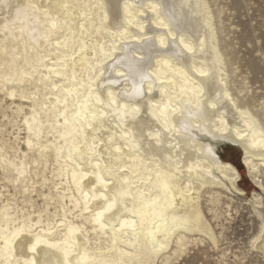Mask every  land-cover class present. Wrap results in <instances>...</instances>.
<instances>
[{
  "label": "bare ground",
  "instance_id": "1",
  "mask_svg": "<svg viewBox=\"0 0 264 264\" xmlns=\"http://www.w3.org/2000/svg\"><path fill=\"white\" fill-rule=\"evenodd\" d=\"M0 17V264H174L217 246L224 196L264 256V117L232 87L212 0H0ZM21 123L24 149L4 137Z\"/></svg>",
  "mask_w": 264,
  "mask_h": 264
},
{
  "label": "rangeland",
  "instance_id": "2",
  "mask_svg": "<svg viewBox=\"0 0 264 264\" xmlns=\"http://www.w3.org/2000/svg\"><path fill=\"white\" fill-rule=\"evenodd\" d=\"M212 4L219 13L222 44L227 59L232 64V87L244 90L239 95L241 101L248 103L255 112H259L261 117H264V0H212ZM5 100L2 106L14 107L11 100ZM16 103H19V100H16ZM24 105L25 112H28V103ZM7 114L11 116V110L8 109ZM22 119L23 117L19 120ZM0 121H2V116H0ZM22 125L21 123V132L17 129L13 131L8 127V133L6 132L4 137L6 136L7 140L14 138L15 134H20L21 148L24 149L23 139L26 133ZM219 153L225 161L230 162L239 171L241 175L239 185L247 198H250L254 191H260L254 187L255 184L249 178L247 170L242 167L243 162L242 157L239 156V150L232 145H227ZM48 173V177L51 178L50 172ZM1 175L2 173L0 179ZM3 184L0 180L1 189ZM3 192L5 197L9 196L6 189ZM32 197L36 200H34L35 209L42 205L41 198H37L36 194ZM225 197H223L224 202L227 200L230 201L229 203L232 202L229 215L225 213L222 220L211 221L219 237L217 246L209 241L203 243L194 241L188 251L174 264H264V256L251 251L249 244L250 238L258 229V219L245 201L240 198L228 196L226 199ZM53 208V206L50 207V212H54ZM27 209L30 211L31 208ZM206 215L211 220L210 215L208 213Z\"/></svg>",
  "mask_w": 264,
  "mask_h": 264
},
{
  "label": "water",
  "instance_id": "3",
  "mask_svg": "<svg viewBox=\"0 0 264 264\" xmlns=\"http://www.w3.org/2000/svg\"><path fill=\"white\" fill-rule=\"evenodd\" d=\"M239 156H240V157H242V155H241V153H240V152H239ZM242 167H244V166H243V164H242ZM244 169H245V167H244Z\"/></svg>",
  "mask_w": 264,
  "mask_h": 264
},
{
  "label": "snow or ice",
  "instance_id": "4",
  "mask_svg": "<svg viewBox=\"0 0 264 264\" xmlns=\"http://www.w3.org/2000/svg\"><path fill=\"white\" fill-rule=\"evenodd\" d=\"M134 111H136V110L134 109ZM262 195H264V193H262ZM37 243H39V241H37ZM253 243H255V241H253Z\"/></svg>",
  "mask_w": 264,
  "mask_h": 264
}]
</instances>
